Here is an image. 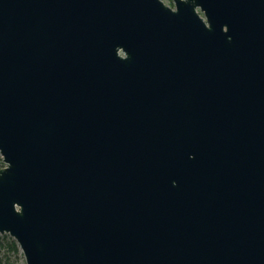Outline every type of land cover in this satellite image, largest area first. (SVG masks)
Segmentation results:
<instances>
[{"label":"water","instance_id":"95a60500","mask_svg":"<svg viewBox=\"0 0 264 264\" xmlns=\"http://www.w3.org/2000/svg\"><path fill=\"white\" fill-rule=\"evenodd\" d=\"M0 0V234L26 264H264V0Z\"/></svg>","mask_w":264,"mask_h":264},{"label":"trees","instance_id":"16d2710c","mask_svg":"<svg viewBox=\"0 0 264 264\" xmlns=\"http://www.w3.org/2000/svg\"><path fill=\"white\" fill-rule=\"evenodd\" d=\"M4 166L0 163V169ZM21 249L16 240L9 234H0V264H14L13 257L20 253Z\"/></svg>","mask_w":264,"mask_h":264},{"label":"rangeland","instance_id":"374dc122","mask_svg":"<svg viewBox=\"0 0 264 264\" xmlns=\"http://www.w3.org/2000/svg\"><path fill=\"white\" fill-rule=\"evenodd\" d=\"M168 1L174 5V2L172 0H168ZM0 163H2L5 166L1 155H0ZM4 166H2L1 169ZM13 260H14V264H26L25 257L23 255L22 251H20V253L16 257H13Z\"/></svg>","mask_w":264,"mask_h":264}]
</instances>
